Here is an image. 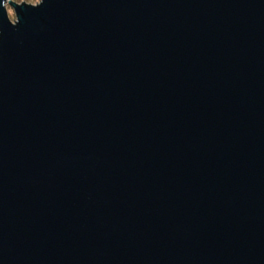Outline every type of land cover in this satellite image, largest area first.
<instances>
[{
	"label": "water",
	"instance_id": "1",
	"mask_svg": "<svg viewBox=\"0 0 264 264\" xmlns=\"http://www.w3.org/2000/svg\"><path fill=\"white\" fill-rule=\"evenodd\" d=\"M0 264H264V0H0Z\"/></svg>",
	"mask_w": 264,
	"mask_h": 264
},
{
	"label": "rangeland",
	"instance_id": "2",
	"mask_svg": "<svg viewBox=\"0 0 264 264\" xmlns=\"http://www.w3.org/2000/svg\"><path fill=\"white\" fill-rule=\"evenodd\" d=\"M40 0H31L30 4H37ZM9 14L12 19H15V12L13 8L9 7Z\"/></svg>",
	"mask_w": 264,
	"mask_h": 264
},
{
	"label": "built area",
	"instance_id": "3",
	"mask_svg": "<svg viewBox=\"0 0 264 264\" xmlns=\"http://www.w3.org/2000/svg\"><path fill=\"white\" fill-rule=\"evenodd\" d=\"M10 0H7V5L9 3ZM11 1H15V2H18V3H22V2H25L24 0H11Z\"/></svg>",
	"mask_w": 264,
	"mask_h": 264
},
{
	"label": "trees",
	"instance_id": "4",
	"mask_svg": "<svg viewBox=\"0 0 264 264\" xmlns=\"http://www.w3.org/2000/svg\"><path fill=\"white\" fill-rule=\"evenodd\" d=\"M25 2H27V3H30L31 2V0H24Z\"/></svg>",
	"mask_w": 264,
	"mask_h": 264
}]
</instances>
